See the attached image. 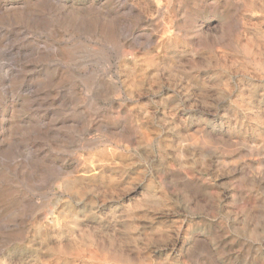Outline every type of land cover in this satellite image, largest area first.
I'll return each instance as SVG.
<instances>
[{
  "label": "rangeland",
  "instance_id": "374dc122",
  "mask_svg": "<svg viewBox=\"0 0 264 264\" xmlns=\"http://www.w3.org/2000/svg\"><path fill=\"white\" fill-rule=\"evenodd\" d=\"M0 264H264V0H0Z\"/></svg>",
  "mask_w": 264,
  "mask_h": 264
},
{
  "label": "bare ground",
  "instance_id": "6f19581e",
  "mask_svg": "<svg viewBox=\"0 0 264 264\" xmlns=\"http://www.w3.org/2000/svg\"><path fill=\"white\" fill-rule=\"evenodd\" d=\"M196 139V138H195Z\"/></svg>",
  "mask_w": 264,
  "mask_h": 264
}]
</instances>
